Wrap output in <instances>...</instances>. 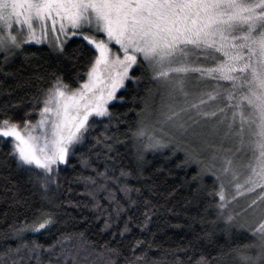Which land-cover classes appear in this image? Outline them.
I'll list each match as a JSON object with an SVG mask.
<instances>
[{
	"label": "snow or ice",
	"instance_id": "1",
	"mask_svg": "<svg viewBox=\"0 0 264 264\" xmlns=\"http://www.w3.org/2000/svg\"><path fill=\"white\" fill-rule=\"evenodd\" d=\"M71 38L81 41L72 56L88 58L87 79L73 88L53 73L33 101L39 107L35 122L31 113L17 119L0 109V140L11 142L19 166L40 170L37 180L43 188L55 182L59 165L67 163L73 146L94 126L90 117H110L109 102L117 99L125 81L139 82L134 73L143 67L175 101L165 119L174 122L178 136L190 127L176 122L181 113L192 124L212 119L217 132L223 129L221 143L211 145L212 158L219 157L222 167L219 174L215 167L208 169L220 181L215 196L221 213L238 198L254 195L241 211L264 215V0H0V55L5 63L32 42L47 41L63 56ZM133 136L147 137L146 148L167 146L144 122ZM224 141L238 147L225 148ZM245 148L250 157L237 159ZM120 191L127 195L132 189L122 185ZM115 211L119 215L123 208L117 203ZM227 219L232 221L233 215ZM54 223L52 214L41 213L30 227L38 233ZM129 230L126 222L122 234ZM253 234L259 236L260 253L255 261L240 253L241 264H264V219ZM199 264L207 262L201 259Z\"/></svg>",
	"mask_w": 264,
	"mask_h": 264
},
{
	"label": "trees",
	"instance_id": "2",
	"mask_svg": "<svg viewBox=\"0 0 264 264\" xmlns=\"http://www.w3.org/2000/svg\"><path fill=\"white\" fill-rule=\"evenodd\" d=\"M80 43L68 40L63 56L47 45H26L6 63L0 55V109L38 120L33 101L53 73L73 88L85 79L87 56H72ZM134 75L139 82L125 83L119 101L108 105L110 117L92 120L47 188L37 180L40 170L19 166L11 142L0 140V264H241L240 253L256 260L260 242L249 219L236 218L240 209L221 213L215 196L220 181L209 162L192 160L189 140L163 134L166 144L172 142L146 148L144 138L133 136L140 122L146 124L148 109L161 102L151 73L138 67ZM122 185L132 191L126 195ZM41 213L52 214L55 223L33 232ZM126 222L130 230L122 234Z\"/></svg>",
	"mask_w": 264,
	"mask_h": 264
},
{
	"label": "rangeland",
	"instance_id": "3",
	"mask_svg": "<svg viewBox=\"0 0 264 264\" xmlns=\"http://www.w3.org/2000/svg\"><path fill=\"white\" fill-rule=\"evenodd\" d=\"M26 45L50 46L47 41H44L40 44H36L32 42ZM86 79H87V76L85 77L84 80ZM126 82L127 81H125V83ZM212 83L215 84V81H213ZM220 83L223 87H229L227 82L221 81ZM157 86H158V90L161 91L160 92L161 102L159 103V105L156 104L153 108L151 107L148 109L146 116H145L146 125L147 126H149L150 124L156 125V128L152 132H154V134L157 135L158 137H162L165 135L166 137L169 136L170 138H172V141H174V139L178 141L182 139L189 140L188 142H190V146H192L191 147L192 160L196 163H201V164H203V162H209L210 167H215V169L217 170V174H219V169L222 167L223 162L221 159H219V157L213 160L212 158L213 148L211 147V145L213 144L219 145L221 143V139L223 136V129H220V131L217 132V130L214 127L216 124V120H212V119L200 118L199 123L192 124L191 121L188 120V114L181 113L179 117L177 118L176 122L178 123L180 121H185L187 122L188 125H190V127H188L187 131L183 134V136H178L176 133V128L174 127V122H171L165 119V116L168 113L169 106L174 105L175 101L169 97L167 89L161 87L158 84ZM122 89H119L118 92ZM118 101H119V98L117 96V99L110 101L109 105L112 103L118 102ZM220 106H223V104H221ZM229 115H231V113H229ZM100 118L102 117H90V120H96V119L98 120ZM217 119H219V117ZM166 142L167 144H169L168 141ZM144 143L145 144L147 143V137H144ZM74 147L75 145L73 146V148ZM224 147L225 148L230 147L232 148L233 151H235L236 148L238 147V144L232 141H224ZM245 153H247V155H245ZM250 155H251L250 151L247 148H245L244 152H241L238 154L237 159H243L247 161ZM253 198H254V195H245L241 198H238V200L232 203L229 207V210L232 213L240 209V211L238 212L239 215H237L236 218L239 220L245 221V222L247 219H249V229L252 230V232H253L255 225L259 222V220L264 219V215H262L259 211H254L253 209H248L247 211H241V209L246 208L247 204ZM261 207H264V205H261ZM257 238L259 239L258 235H257ZM259 242H260V239H259ZM256 249H260L259 246H257Z\"/></svg>",
	"mask_w": 264,
	"mask_h": 264
}]
</instances>
